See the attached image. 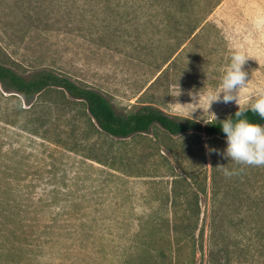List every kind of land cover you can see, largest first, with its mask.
I'll return each instance as SVG.
<instances>
[{
  "label": "rangeland",
  "instance_id": "374dc122",
  "mask_svg": "<svg viewBox=\"0 0 264 264\" xmlns=\"http://www.w3.org/2000/svg\"><path fill=\"white\" fill-rule=\"evenodd\" d=\"M71 3L0 0V61L23 75L42 68L63 73L102 92L118 112L151 103L174 117L192 118L195 111L193 119L206 123L214 117L194 97L217 87L240 52L249 57L250 79L241 101L264 94V0H223L167 62L178 25L153 2L115 0L109 10ZM2 95L0 88V173L7 180L14 172L16 179L0 201V264H139V222H152L147 231L158 246L166 222L210 215L212 153L205 145L222 152L226 141L205 139L201 152L191 138L171 143L157 127L132 139L107 137L91 125L82 102L57 91L37 98L46 120L33 134L20 118L5 116V106L18 102ZM236 110L234 103L211 107L217 119ZM214 155L219 171L228 167ZM119 161L141 165V174L118 169ZM249 168L263 197L264 166ZM176 177L186 182L184 194L174 197ZM195 194L196 215L190 211ZM39 197L43 208L26 205ZM8 204L17 206L13 214ZM5 216L18 222L8 221L15 234L6 233ZM51 221L56 225L48 233L41 223ZM200 260L198 252L195 264Z\"/></svg>",
  "mask_w": 264,
  "mask_h": 264
},
{
  "label": "trees",
  "instance_id": "16d2710c",
  "mask_svg": "<svg viewBox=\"0 0 264 264\" xmlns=\"http://www.w3.org/2000/svg\"><path fill=\"white\" fill-rule=\"evenodd\" d=\"M69 1L75 3L76 0ZM81 1L88 7L99 6L106 10L113 7L115 3V0ZM144 1L145 5L151 6L153 2L157 7L164 9L169 15L168 21H174L178 25L177 33L175 29V49L168 55L167 62L196 30L202 28L210 13L223 0ZM0 88L4 99H7L6 95L10 93L18 102L16 106H5V116H15L16 120L20 118L23 120L22 128L33 134L40 133L39 130L44 127L46 120L42 111L43 106L37 103V98L44 93L57 91L63 98L68 96L78 100L77 102H82L91 125L107 137L121 140L132 139L150 134L152 129L157 127L171 143H175L176 138H191L195 143L194 146L201 152L204 149L205 139L210 142L225 141V134L220 128L224 119H212L202 123L193 118L174 117L151 103L141 104L129 112H118L111 100L102 92L52 69L42 68L29 75H23L0 61ZM235 112L233 111L228 117L237 119L234 116ZM241 118L264 125V119L250 110L246 111ZM223 160L229 170H238V174L234 177H225L224 172L219 171L217 159L212 153V203L208 217L201 221L199 216L176 217L166 222V226L157 231L163 238L158 246L151 244L154 235L147 231L152 222H139L137 238L141 241L137 251L138 258H136L139 259V264H195L198 252L201 256L199 264H264V196L261 197L262 195L256 193V189L253 188L252 178L248 176V171L252 168L237 165L231 159L223 158ZM117 168L137 175L142 172V166L131 161H119ZM0 174V201H3L6 186L12 185L16 176L13 172L9 179L5 180L2 173ZM184 181V178L174 179L172 186L174 197L184 194V192L181 193ZM26 205L37 211L47 204L39 197L32 201V204L26 202ZM6 208L8 213L13 214L17 206L8 204ZM190 211L195 215L199 214L198 196L195 203L191 204ZM235 213L240 216H233L232 214ZM6 218L8 216H5L2 222L3 227H7L6 233L15 234L17 228L8 227V221L14 220H6ZM41 224L48 229V233H51L56 222ZM14 225H18V222L14 221ZM146 225L149 227L147 228ZM143 232H147L148 235L145 241L142 239ZM148 239L150 241L147 242Z\"/></svg>",
  "mask_w": 264,
  "mask_h": 264
},
{
  "label": "clouds",
  "instance_id": "9594fccd",
  "mask_svg": "<svg viewBox=\"0 0 264 264\" xmlns=\"http://www.w3.org/2000/svg\"><path fill=\"white\" fill-rule=\"evenodd\" d=\"M248 58L240 52H234L230 57V63L224 70L219 85L203 91L200 96L196 95L194 100H201L202 97L204 110L216 120L215 113L211 111L213 103L223 102L237 105V110L234 113L237 119L233 120L230 116L222 121L220 127L225 134V149L221 152L219 149L205 145L207 152L231 159L237 165L260 167L264 166V125L241 118L246 111L250 110L261 119H264V94L254 99L252 96H248L243 102L241 101L240 93L246 88L250 80L247 71L244 69ZM249 102H251L250 106ZM194 112L190 113L192 118ZM223 172L225 177L238 174V170H229L228 168H225Z\"/></svg>",
  "mask_w": 264,
  "mask_h": 264
}]
</instances>
